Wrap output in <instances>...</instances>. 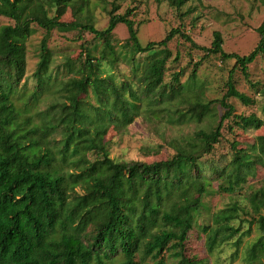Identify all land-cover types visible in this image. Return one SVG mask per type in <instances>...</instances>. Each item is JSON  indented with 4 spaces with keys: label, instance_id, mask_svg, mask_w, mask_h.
<instances>
[{
    "label": "trees",
    "instance_id": "16d2710c",
    "mask_svg": "<svg viewBox=\"0 0 264 264\" xmlns=\"http://www.w3.org/2000/svg\"><path fill=\"white\" fill-rule=\"evenodd\" d=\"M118 1L111 2L109 24L100 29L91 0H0V16L13 21L0 25V264H209L187 254L194 228L204 233L211 256L228 264H264V177L250 182L264 170V133L234 139L230 153L215 158L225 125L231 132L238 128L236 133L264 129V118L238 114L230 102L257 103L237 88L235 72L250 81L251 65L264 57V21L257 45L245 55L227 51L219 31L207 47L181 27L144 45L133 8L119 14ZM166 1L181 19L195 11L183 10L192 0ZM68 9L75 22L62 19ZM121 23L129 36L118 47L114 31ZM34 25L46 37L29 74ZM54 30H78L75 39L83 40L80 56L65 55L56 67L48 43ZM86 32L98 40L95 51ZM176 37L204 50L203 60L218 55L234 61L222 97L207 100L198 90L199 62L187 80L180 70L165 81L169 62L181 57L170 47ZM103 62L115 71L103 74ZM120 64L129 72H121ZM89 90L93 101L83 97ZM258 94L264 99V84ZM217 104L224 109L220 116ZM140 114L174 126L193 122L196 128L166 140L174 148L167 159L112 157L109 129ZM238 190L243 199L209 218L204 214L206 196ZM254 226L258 235L240 254Z\"/></svg>",
    "mask_w": 264,
    "mask_h": 264
},
{
    "label": "rangeland",
    "instance_id": "374dc122",
    "mask_svg": "<svg viewBox=\"0 0 264 264\" xmlns=\"http://www.w3.org/2000/svg\"><path fill=\"white\" fill-rule=\"evenodd\" d=\"M113 0H91L90 10L95 18L96 26L104 29L109 24V10L112 7ZM120 8L116 11L119 14L124 13L128 8H133L137 26L139 28L140 41L145 45L152 40H162L172 28L181 27L188 32L195 42L202 46H211L214 39L215 31H219L224 40V47L227 51L237 52L241 55L248 54L255 48L259 41L258 27L264 21V0H192L183 10L189 7L195 8V11L185 18L181 19L176 11L171 8L166 0L157 2L156 0H119ZM199 19L196 23L193 20L196 16ZM63 20L75 22L76 19L71 9H68ZM13 23V21L4 16H0V25ZM34 31L28 40V73L31 74L38 60V52L42 39L46 37V31L34 25ZM78 30L61 32L54 30L48 36V43L55 54L53 66L60 63L65 55L73 59H77L82 52L83 40H77ZM115 35L119 39L117 44L121 47L122 43L128 38V29L123 23L119 24L115 29ZM84 39L90 42L93 50H96L98 40L94 39V35L90 32L83 34ZM170 47L174 53H181L178 62H169L168 70L165 75V81L169 82L175 71L185 70L182 74V81L189 78L196 62H199L197 69V88L203 90L205 98H220L227 90L226 81L230 70L234 66V61H222L218 55L208 56L203 60L205 51L193 47L190 42L181 37L174 38L170 42ZM98 52V51H96ZM121 72H129L128 66L120 64ZM115 70L106 62H103V74L114 72ZM64 69L60 75H63ZM237 80V88L249 96L256 98L257 103L246 105L239 99H230L235 106V112L238 114L256 113L264 118V110L262 108L264 99L258 94V88L264 84V57L259 56L250 67V81L244 77L240 70L235 72ZM261 83L260 86H252L251 83ZM29 87L33 85L32 78L29 81ZM95 100L92 92L89 90L88 95L83 97ZM215 111L222 115L224 109L217 104ZM142 111L141 113H143ZM196 128L195 123L184 126L169 125L166 122L150 121L146 115H139L135 120L126 125L114 123L106 136L110 155L117 159L123 160H145L147 162L164 160L174 153L166 140L178 137L183 132H188ZM231 132L229 126L225 125L223 129L224 138L218 146L219 154L215 155L219 159L221 154H229L231 150V142L236 140L251 139L259 133H264V129H250L247 132L236 133ZM264 177V170L259 169L257 177L251 181L261 180ZM243 191L238 190L233 194H217L212 193L204 198L208 208L204 210V214L209 216L216 210L227 206L233 200L243 199ZM243 216V214H242ZM246 225V223H245ZM258 235V231L254 226L251 235L245 237L244 243L240 247V254H243L248 243L254 240ZM206 239L204 233L199 228H194L189 233L187 241V254L198 258H207L209 264H228L216 256L207 253ZM232 253L233 246L228 247ZM240 262V259L233 264ZM174 264V263H172Z\"/></svg>",
    "mask_w": 264,
    "mask_h": 264
}]
</instances>
